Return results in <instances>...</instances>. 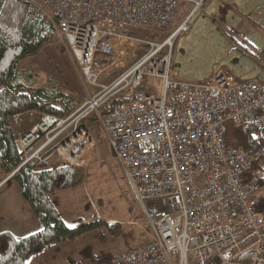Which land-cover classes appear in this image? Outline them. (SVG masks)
<instances>
[{
	"label": "built area",
	"instance_id": "obj_1",
	"mask_svg": "<svg viewBox=\"0 0 264 264\" xmlns=\"http://www.w3.org/2000/svg\"><path fill=\"white\" fill-rule=\"evenodd\" d=\"M24 1L51 19L92 92L65 116L35 110L17 139L21 165L56 156L86 170L96 137L84 119L100 120L152 226L151 242L99 264H264L262 189L247 177L243 144L228 140L230 127L250 126L264 142V82L225 71L185 81L172 68L173 46L203 0ZM139 30L166 37L145 40ZM25 113L12 116L18 126Z\"/></svg>",
	"mask_w": 264,
	"mask_h": 264
},
{
	"label": "trees",
	"instance_id": "obj_2",
	"mask_svg": "<svg viewBox=\"0 0 264 264\" xmlns=\"http://www.w3.org/2000/svg\"><path fill=\"white\" fill-rule=\"evenodd\" d=\"M59 37L51 19L24 0H0V169L10 178L0 186V195L17 185L42 222V228L18 237L9 230L0 232V264H27L33 255L46 246L78 239L84 233L107 227L110 234L121 235L120 222L101 219L69 226L50 198V193L74 189L83 184L85 170L70 165L49 167L46 162L23 161L20 145L15 138L10 118L18 113L39 110L65 116L73 111L69 96L46 94L39 87L19 81V65L38 55L43 48L55 44ZM254 128L234 130L251 157L249 179L260 183L258 207L264 208V158L258 153L264 142L252 137ZM102 259H96L99 264Z\"/></svg>",
	"mask_w": 264,
	"mask_h": 264
},
{
	"label": "rangeland",
	"instance_id": "obj_3",
	"mask_svg": "<svg viewBox=\"0 0 264 264\" xmlns=\"http://www.w3.org/2000/svg\"><path fill=\"white\" fill-rule=\"evenodd\" d=\"M203 3L204 0L201 1L197 10L202 8ZM136 35L145 40L154 41L166 37L165 33L145 30L137 31ZM185 35L181 36L178 41L183 52L176 55L175 48L173 55V67L179 73L184 72L192 77L200 78L205 73L225 65L221 64L223 57L220 47L213 40L211 42L204 31H200L198 28L189 29ZM139 56L140 51L128 62L118 63L111 75H107L108 72L103 75L101 82L112 81L122 70L132 65ZM18 73L20 82L39 87L46 94L59 96L61 93L64 96H69L73 111L80 108L92 92V89L83 82L79 66L68 46L60 39L57 43L43 48L38 55L24 59L19 65ZM203 79L205 78L198 80ZM198 80L196 79V81ZM24 115L20 116L22 117L21 126L15 123L13 117L10 118L16 139L19 137V132L28 128L31 116H34L35 119L39 117V113H36L35 110L27 111ZM84 121L96 137V146L93 150L92 163L85 170V179L82 184V189L90 200L81 201L77 207L80 212L78 215L84 221L95 220L99 217L121 222L123 231L131 242L141 245L150 238L151 223L111 146L102 121L91 117ZM54 159L63 162L59 157ZM62 165L69 164L63 162ZM8 180L9 177H6L0 169V184L5 185ZM16 190L21 195L19 189Z\"/></svg>",
	"mask_w": 264,
	"mask_h": 264
},
{
	"label": "crops",
	"instance_id": "obj_4",
	"mask_svg": "<svg viewBox=\"0 0 264 264\" xmlns=\"http://www.w3.org/2000/svg\"><path fill=\"white\" fill-rule=\"evenodd\" d=\"M190 6L192 7V4H186L182 8L180 20L191 11ZM195 28L204 31L208 35L207 38L220 47L223 57L221 64L225 65L205 73L200 78L184 72L179 73L173 67V55L175 48L176 55L183 52L178 41L181 36L187 35L184 33L177 38L172 51V68L180 79L196 81L225 71L236 78L264 82V0H204L202 8L195 11L190 19V30ZM113 70L115 68L110 69L107 75H111ZM55 157L46 161L49 167L62 165L63 162L55 160ZM16 189L19 187L14 184L0 195V232L9 230L16 236L23 237L39 231L42 222L20 189L21 195ZM49 196L65 222L71 227L99 219L114 222L99 217L84 221L78 215L80 212L77 207L81 201L90 200L82 185L74 189L55 191ZM149 236L150 238L143 244L151 242L152 232ZM135 246L139 245L131 242L123 228L121 235L115 237L110 234L107 227H99L84 233L76 240L46 246L42 252L30 257L27 264H98L96 259L116 255Z\"/></svg>",
	"mask_w": 264,
	"mask_h": 264
},
{
	"label": "water",
	"instance_id": "obj_5",
	"mask_svg": "<svg viewBox=\"0 0 264 264\" xmlns=\"http://www.w3.org/2000/svg\"><path fill=\"white\" fill-rule=\"evenodd\" d=\"M228 140L232 145H242L243 141L239 140L238 138H236L234 136V129L233 128H229L228 130ZM11 175H9L8 177H10Z\"/></svg>",
	"mask_w": 264,
	"mask_h": 264
}]
</instances>
